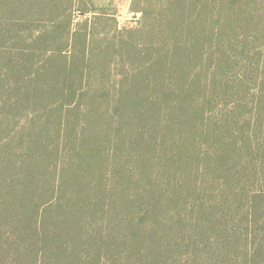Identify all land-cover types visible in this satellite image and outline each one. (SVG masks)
I'll return each instance as SVG.
<instances>
[{
    "label": "trees",
    "instance_id": "16d2710c",
    "mask_svg": "<svg viewBox=\"0 0 264 264\" xmlns=\"http://www.w3.org/2000/svg\"><path fill=\"white\" fill-rule=\"evenodd\" d=\"M93 10L0 0V264H264V0Z\"/></svg>",
    "mask_w": 264,
    "mask_h": 264
},
{
    "label": "rangeland",
    "instance_id": "374dc122",
    "mask_svg": "<svg viewBox=\"0 0 264 264\" xmlns=\"http://www.w3.org/2000/svg\"><path fill=\"white\" fill-rule=\"evenodd\" d=\"M131 1L132 0H91V5L94 8L93 11H96V13L114 15L118 29H122L123 27H133L136 21L140 18L138 13H132L130 10ZM77 16L82 17L80 15ZM88 16L90 17L91 15L88 14ZM191 235V231L181 229L171 231L170 228H163L161 232L156 233V236H161L165 243L170 242L173 244L170 247L174 251H181L186 248ZM174 241L176 242L173 243Z\"/></svg>",
    "mask_w": 264,
    "mask_h": 264
}]
</instances>
